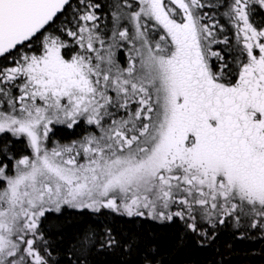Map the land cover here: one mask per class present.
Returning a JSON list of instances; mask_svg holds the SVG:
<instances>
[{
    "label": "snow or ice",
    "instance_id": "1",
    "mask_svg": "<svg viewBox=\"0 0 264 264\" xmlns=\"http://www.w3.org/2000/svg\"><path fill=\"white\" fill-rule=\"evenodd\" d=\"M226 235L264 241V0H0V264Z\"/></svg>",
    "mask_w": 264,
    "mask_h": 264
},
{
    "label": "trees",
    "instance_id": "2",
    "mask_svg": "<svg viewBox=\"0 0 264 264\" xmlns=\"http://www.w3.org/2000/svg\"><path fill=\"white\" fill-rule=\"evenodd\" d=\"M62 135V133H58ZM229 244L231 246H229ZM223 256L226 264H264V241L255 237L251 240H232L230 236L221 237L218 242V252L209 250L194 255H180L176 257L177 264H185V261H211L216 264Z\"/></svg>",
    "mask_w": 264,
    "mask_h": 264
},
{
    "label": "rangeland",
    "instance_id": "3",
    "mask_svg": "<svg viewBox=\"0 0 264 264\" xmlns=\"http://www.w3.org/2000/svg\"><path fill=\"white\" fill-rule=\"evenodd\" d=\"M59 136V135H58Z\"/></svg>",
    "mask_w": 264,
    "mask_h": 264
}]
</instances>
